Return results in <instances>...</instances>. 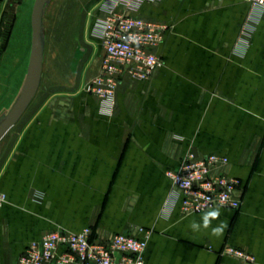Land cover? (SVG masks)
<instances>
[{
  "label": "crops",
  "instance_id": "crops-1",
  "mask_svg": "<svg viewBox=\"0 0 264 264\" xmlns=\"http://www.w3.org/2000/svg\"><path fill=\"white\" fill-rule=\"evenodd\" d=\"M107 0H48L30 104L0 138V264L50 231L91 227L103 241H147L144 264H264V17L250 0H143L130 13L166 24L163 64L124 77L113 112L86 88L100 73L96 17ZM0 0V124L30 80L31 16ZM123 7V6H122ZM190 151L229 163L238 210L182 212L167 176Z\"/></svg>",
  "mask_w": 264,
  "mask_h": 264
},
{
  "label": "built area",
  "instance_id": "built-area-1",
  "mask_svg": "<svg viewBox=\"0 0 264 264\" xmlns=\"http://www.w3.org/2000/svg\"><path fill=\"white\" fill-rule=\"evenodd\" d=\"M143 0H107L96 17V31L103 48L100 73L87 90L99 100L104 113L113 112L121 80L129 76L137 81L152 78L162 67L158 49L168 29L166 24L132 15L130 12ZM252 14L264 17V0H250ZM123 6V7H122ZM229 163L219 154L198 155L188 152L178 168L167 176L182 194L184 214H202L215 208L238 210L241 188L237 178L214 173ZM6 199L0 192V206ZM147 241L128 233H115L109 240H100L91 227L73 233L63 229L45 234L32 242L14 264H144ZM224 254L255 264V257L244 250L226 247Z\"/></svg>",
  "mask_w": 264,
  "mask_h": 264
},
{
  "label": "water",
  "instance_id": "water-1",
  "mask_svg": "<svg viewBox=\"0 0 264 264\" xmlns=\"http://www.w3.org/2000/svg\"><path fill=\"white\" fill-rule=\"evenodd\" d=\"M47 1L48 0H35L34 2L31 16L32 48L30 61V80L16 107L0 124V138L11 126H13L18 121L30 104L39 87L43 61L40 15Z\"/></svg>",
  "mask_w": 264,
  "mask_h": 264
},
{
  "label": "rangeland",
  "instance_id": "rangeland-1",
  "mask_svg": "<svg viewBox=\"0 0 264 264\" xmlns=\"http://www.w3.org/2000/svg\"><path fill=\"white\" fill-rule=\"evenodd\" d=\"M35 0H8V6L27 11L30 17Z\"/></svg>",
  "mask_w": 264,
  "mask_h": 264
}]
</instances>
